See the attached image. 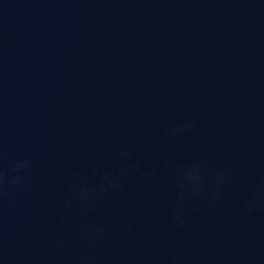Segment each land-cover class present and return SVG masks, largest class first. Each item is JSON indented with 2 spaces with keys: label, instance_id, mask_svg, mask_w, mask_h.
Returning a JSON list of instances; mask_svg holds the SVG:
<instances>
[{
  "label": "water",
  "instance_id": "1",
  "mask_svg": "<svg viewBox=\"0 0 264 264\" xmlns=\"http://www.w3.org/2000/svg\"><path fill=\"white\" fill-rule=\"evenodd\" d=\"M184 119L192 134L169 144L166 130ZM0 140L5 167L20 156L33 165L4 210L0 264L49 260L68 178L114 166L121 146L138 159L248 160L245 185L212 219H192V233H172L171 194L155 187L135 234L120 241L111 226L117 255L264 264V211L237 215L264 180V0H0Z\"/></svg>",
  "mask_w": 264,
  "mask_h": 264
},
{
  "label": "clouds",
  "instance_id": "2",
  "mask_svg": "<svg viewBox=\"0 0 264 264\" xmlns=\"http://www.w3.org/2000/svg\"><path fill=\"white\" fill-rule=\"evenodd\" d=\"M136 151H143V126L134 118ZM195 124L184 119L169 127L165 140L172 145L186 140ZM110 168L90 166L75 171L67 180L58 222L62 233L51 241L53 256L44 264H187L185 256L171 252L162 261L135 255H117L111 226L118 225L116 239L127 240L135 234L146 211L150 192L165 185L171 194L168 225L172 233H192L190 221L212 219V213L226 208L229 198L241 190L246 179L241 174L248 154L216 158L212 153L178 162L169 154L158 159H138L128 146H121ZM33 165L20 156L4 165L0 140V257H2L3 214L16 206V195L27 189ZM119 201L121 209L110 212L107 200ZM264 211V180L252 185L240 201L237 215L253 218Z\"/></svg>",
  "mask_w": 264,
  "mask_h": 264
}]
</instances>
